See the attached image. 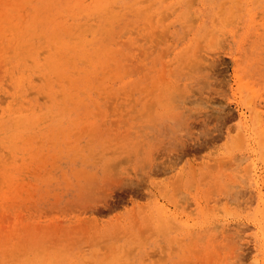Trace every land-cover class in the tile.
Here are the masks:
<instances>
[{
  "label": "rangeland",
  "instance_id": "obj_1",
  "mask_svg": "<svg viewBox=\"0 0 264 264\" xmlns=\"http://www.w3.org/2000/svg\"><path fill=\"white\" fill-rule=\"evenodd\" d=\"M0 264H264V0H0Z\"/></svg>",
  "mask_w": 264,
  "mask_h": 264
},
{
  "label": "bare ground",
  "instance_id": "obj_2",
  "mask_svg": "<svg viewBox=\"0 0 264 264\" xmlns=\"http://www.w3.org/2000/svg\"><path fill=\"white\" fill-rule=\"evenodd\" d=\"M77 6V5H76ZM69 9V8H68ZM103 10V9H102ZM75 12V11H74ZM24 15V14H23ZM25 17V16H24Z\"/></svg>",
  "mask_w": 264,
  "mask_h": 264
}]
</instances>
